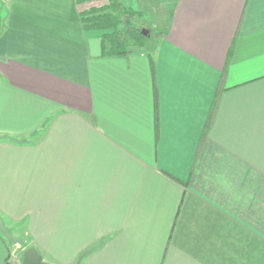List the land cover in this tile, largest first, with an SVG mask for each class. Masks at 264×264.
<instances>
[{"label":"crops","instance_id":"crops-1","mask_svg":"<svg viewBox=\"0 0 264 264\" xmlns=\"http://www.w3.org/2000/svg\"><path fill=\"white\" fill-rule=\"evenodd\" d=\"M0 1V264H264V0H173L151 56Z\"/></svg>","mask_w":264,"mask_h":264},{"label":"trees","instance_id":"trees-1","mask_svg":"<svg viewBox=\"0 0 264 264\" xmlns=\"http://www.w3.org/2000/svg\"><path fill=\"white\" fill-rule=\"evenodd\" d=\"M2 7L0 6L1 18L4 20L6 9L3 7L2 10ZM139 13L132 7L125 6L120 0H108L104 6L90 7L82 11L80 18L84 30L94 29L102 32L100 36L102 55H124L129 52L130 42L135 47L146 46L147 37L141 33L140 28L126 24V20ZM82 256L78 261L82 259Z\"/></svg>","mask_w":264,"mask_h":264},{"label":"rangeland","instance_id":"rangeland-1","mask_svg":"<svg viewBox=\"0 0 264 264\" xmlns=\"http://www.w3.org/2000/svg\"><path fill=\"white\" fill-rule=\"evenodd\" d=\"M125 6H130L139 11L131 19L126 20L129 26L138 27L146 31V46L137 48L143 49L144 53H149L151 56L153 50L158 44L159 38L164 30V15L167 16L171 10L173 0H120ZM0 1V5H1ZM3 10V7H2ZM2 12V11H1ZM162 17V18H161ZM135 47L131 42L128 48ZM14 247L19 250L23 249L25 242L21 240L15 241Z\"/></svg>","mask_w":264,"mask_h":264},{"label":"water","instance_id":"water-1","mask_svg":"<svg viewBox=\"0 0 264 264\" xmlns=\"http://www.w3.org/2000/svg\"><path fill=\"white\" fill-rule=\"evenodd\" d=\"M143 35L146 34L144 29L140 30ZM21 264H51L43 259L40 252L33 246L24 248L21 253Z\"/></svg>","mask_w":264,"mask_h":264}]
</instances>
